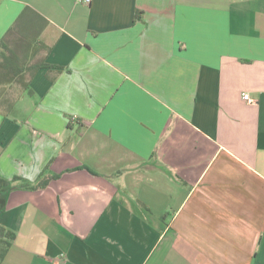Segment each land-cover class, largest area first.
I'll return each instance as SVG.
<instances>
[{
  "label": "crops",
  "instance_id": "1",
  "mask_svg": "<svg viewBox=\"0 0 264 264\" xmlns=\"http://www.w3.org/2000/svg\"><path fill=\"white\" fill-rule=\"evenodd\" d=\"M4 39L0 177H59L0 190L2 264H264V0H0Z\"/></svg>",
  "mask_w": 264,
  "mask_h": 264
},
{
  "label": "trees",
  "instance_id": "2",
  "mask_svg": "<svg viewBox=\"0 0 264 264\" xmlns=\"http://www.w3.org/2000/svg\"><path fill=\"white\" fill-rule=\"evenodd\" d=\"M28 10L33 11L28 8ZM27 10V11H28ZM0 45L3 49L0 52V89L5 88L9 84L17 83L23 89H29L27 77L37 70L41 64L31 65L25 64L21 61L20 56L16 50L8 47L6 39L1 40ZM1 91V90H0ZM3 90L0 93L1 100H4L2 95L5 93ZM58 174L41 173L36 182L22 183L20 185L13 184L14 181L20 180V177H15L12 181L0 177V190L1 189H14L16 187L25 188L29 190L44 189L51 180L58 178ZM16 238V233L10 229L0 226V264L5 259V256L12 246V242Z\"/></svg>",
  "mask_w": 264,
  "mask_h": 264
},
{
  "label": "built area",
  "instance_id": "3",
  "mask_svg": "<svg viewBox=\"0 0 264 264\" xmlns=\"http://www.w3.org/2000/svg\"><path fill=\"white\" fill-rule=\"evenodd\" d=\"M86 2H90V0H85ZM243 98L245 99V100H250V96H249V94H243Z\"/></svg>",
  "mask_w": 264,
  "mask_h": 264
},
{
  "label": "rangeland",
  "instance_id": "4",
  "mask_svg": "<svg viewBox=\"0 0 264 264\" xmlns=\"http://www.w3.org/2000/svg\"><path fill=\"white\" fill-rule=\"evenodd\" d=\"M9 88H11V87H5L4 89L3 88H1L0 90V93H2L3 92V90H6V89H9ZM17 89L18 88H20V87H16ZM16 88L14 89V91H16ZM14 91L12 92V93H14ZM0 105H1V103H0Z\"/></svg>",
  "mask_w": 264,
  "mask_h": 264
}]
</instances>
